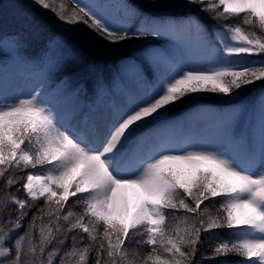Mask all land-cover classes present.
Wrapping results in <instances>:
<instances>
[{"label":"snow or ice","instance_id":"1","mask_svg":"<svg viewBox=\"0 0 264 264\" xmlns=\"http://www.w3.org/2000/svg\"><path fill=\"white\" fill-rule=\"evenodd\" d=\"M31 5L105 46H145L122 65L135 87L111 92L97 77L92 93L106 102L88 104L79 84L57 82L70 58L64 35L27 56L39 21L21 11L0 55L41 71L26 93L0 87V264H264V90L172 114L185 98L232 100L264 82V0H182L191 11L180 18L120 5L117 19V6L85 0ZM164 37L171 50L147 44ZM201 121L197 140L187 129Z\"/></svg>","mask_w":264,"mask_h":264},{"label":"rangeland","instance_id":"2","mask_svg":"<svg viewBox=\"0 0 264 264\" xmlns=\"http://www.w3.org/2000/svg\"><path fill=\"white\" fill-rule=\"evenodd\" d=\"M134 1L136 3H140L139 5L145 9L150 8L149 10L152 12H157L162 14L164 13L163 11H166L167 13H171L168 14L167 16L174 18L184 17L183 14H188V12L185 11L190 10L187 8L180 7L178 9H173V11H171L172 10L171 4H175V6L178 7L179 4L182 2V0H158V2L161 5H165V4L168 5L167 7H160V8H156L152 4L147 5L146 0H134ZM85 2H92V3L103 2L109 5L117 6L109 9L117 19H121L123 17V10L119 6L129 5L126 0H85ZM3 3H4V7L2 11L4 9L6 10V12L8 13L7 18L11 16L14 17V20H11L6 28L7 32L12 33L14 31L18 32L21 30V27H23L19 22L21 11L24 10L25 8H28V6H31L33 8H36V11L39 12V20L36 16L39 23L34 25V28L39 29V31L36 33L41 35L39 36L40 40H42L45 37L44 42L46 43V41L49 39L50 36H52L53 34L54 35L58 34L56 32L57 30L59 31V34L64 35L65 38L69 41L68 51L70 52V58L68 60L67 65L62 70L60 69L55 70L56 72H58V75L56 77L57 82L60 80L59 76L62 77L64 74L66 75L67 72L74 71V73H72V75L69 77L73 85L79 84L82 88L87 90L86 84L82 80H77V78H79L78 77L79 74L82 72V70L85 69V67L88 68L87 75L88 73L92 75L93 74L96 75L95 73H99V75H101V73H104V71L107 68L106 67L107 66L106 63L108 61L107 59L113 61V60H120L122 58L121 57L122 52L115 53L114 50H111L113 48V45L105 46V43L102 41L100 42L94 41L92 39L93 34L90 33V31L86 29L83 25L76 26L78 30L75 32L70 31L69 30L70 26L59 24L56 21L55 16L51 12L47 10H41L39 7L36 6H32L31 0H4ZM2 11L0 13H2ZM31 11L35 13L33 10ZM202 15L207 16L205 13H199V16ZM137 22L139 23V21L137 20L134 24H136ZM45 23H50V24H47L48 26H46ZM50 32L51 35H48V33ZM9 37L12 40V37L11 36ZM160 39L162 42L163 38ZM164 41L166 44L165 47L166 49L171 50L174 47V42L169 37H167L166 40ZM141 45L142 44H139L138 42H132L128 45H125V47H127V50H125V52L128 53L130 50L132 51L141 50L140 49L142 47ZM11 46H12L11 41L9 42L8 40L7 42L0 43V47L6 48L9 52L11 51ZM121 60L122 63L120 64V66L122 67V65L125 64V62H127L128 59H124V61L123 59ZM18 61L19 60L13 59L11 55L3 56V59L0 60V87L4 89L11 88V90L16 91L17 94L28 92L30 88L39 79V74L41 71L39 67H36V70H29L24 67L23 63H20ZM133 79L134 77L132 74L126 75L123 78L122 82L120 81L115 82L113 86L109 88V90L111 92H115L118 88L124 87L123 84L125 85V87L134 88L135 86L132 83ZM261 90H264L262 83L256 82L255 84L249 85L245 89H243L240 97H236L232 100H228L227 98H220L212 94H204L202 99L185 98V100L189 99L190 102L193 101L192 103L193 105L191 106L190 109H195L198 106L210 107V108H227L229 104H234L239 99H242L244 97L257 96ZM95 97H96L95 102L97 104H102L106 102L102 97H98L96 95ZM86 103L92 104L93 100L91 101L87 98ZM189 110L186 111L188 112ZM205 127H206V123L204 121H201L199 123L192 125L187 130L192 132L197 140H200L202 138L200 133L204 130ZM208 136L209 137L212 136L211 128H209ZM220 264H234V263L224 260ZM237 264H246V262L245 260H242Z\"/></svg>","mask_w":264,"mask_h":264},{"label":"trees","instance_id":"3","mask_svg":"<svg viewBox=\"0 0 264 264\" xmlns=\"http://www.w3.org/2000/svg\"><path fill=\"white\" fill-rule=\"evenodd\" d=\"M3 1L4 0H0V5H3L4 6V3H3ZM147 1V5L148 4H150L151 5V3L149 2V0H146ZM65 2H67V0H65ZM129 2L132 4V5H135V4H140V3H136L134 0H129ZM171 2H173V1H171ZM171 2H169V3H171ZM71 6V5H70ZM30 7V9L31 10H33L35 13V16H37V18H38V20H39V12L38 11H36V8H33V7H31V6H28V8ZM171 7H172V10L171 11H173V9H178V8H180V6H178V7H176L175 6V4H171ZM168 8H170V7H168ZM167 8V9H168ZM150 9V8H149ZM148 8L146 9V10H149ZM150 11V10H149ZM185 11V10H184ZM183 11V12H184ZM189 11H191V10H187V11H185V12H189ZM152 12V11H151ZM164 13H166V14H168L166 11H163ZM155 14H159V13H155ZM178 14V13H177ZM199 14V13H198ZM40 15H41V13H40ZM43 16V15H42ZM201 17V19L202 20H204V22L205 23H207L210 27L212 26V25H214V21H212V20H210V19H208V17L207 16H200ZM3 19V17H1L0 18V36H5V37H7V36H9L10 34L9 33H6L5 32V28L7 27V25L10 23V21L11 20H14V17L13 16H11V17H9L6 21H4V20H2ZM43 21V20H42ZM46 24V26H48L47 24H50V23H45ZM56 32L57 33H59V31H57L56 30ZM36 33V32H35ZM33 34V36L31 37V39H30V46L28 47V49H27V56H29V57H38L39 55H40V53H41V51H42V49H43V47H44V45H43V43H44V40H45V37L42 39V40H40V37L39 36H41V35H39L38 33H36V34ZM132 43V42H131ZM139 44H142L141 42H138ZM141 46H145L144 44H142ZM142 48V47H141ZM111 50H114V52L115 53H117V52H122V54H126V55H129L131 58H134V59H137V60H140L139 58H141V56H142V53H141V51L139 50V51H129L128 53H126L125 52V50H127V47H125V46H113V48L111 49ZM3 56V55H2ZM2 56L0 57V58H2ZM28 66L29 67H33L34 65H32V64H28ZM76 69H78V68H76ZM72 73H74V71H69V72H67V74L65 75H63L62 77L61 76H59V78L61 79H63V80H65L66 82H68V81H70V82H72L71 81V79H69V77L72 75ZM112 74H114L112 71H109L108 72V69L107 70H105V73H104V75H103V78L105 77V78H107L108 80L110 79V76L112 75ZM79 78H77V80H82L83 81V79L84 80H86V77H87V71H86V68L84 69V70H82V72L79 74V76H78ZM93 77V80L91 79ZM91 78L89 77V79H87V81L88 80H90V85L89 86H94V76H92ZM262 83V86L264 87V82H261ZM258 84H260V83H258ZM252 88V87H251ZM189 101V99H186L185 100V102L183 103V104H181L179 107H175L174 109H173V111H178V110H180V109H183V108H186V107H189V106H192L193 104V101L192 102H188ZM214 231H216V232H220L221 230H214ZM225 232L227 231V230H224ZM208 233H202V239L203 238H207L208 237ZM209 243H211V244H215L216 243V240H210L209 241ZM202 251L203 252H205L206 254H211V249L210 248H208L207 247V245H205V247L202 249ZM229 261V262H231V263H234V264H237V263H239V262H241L242 260H244V259H242V258H240V257H237V256H228V257H220V258H216V259H214V260H206V261H204V264H220L222 261Z\"/></svg>","mask_w":264,"mask_h":264}]
</instances>
